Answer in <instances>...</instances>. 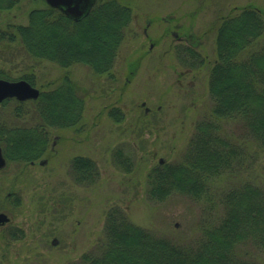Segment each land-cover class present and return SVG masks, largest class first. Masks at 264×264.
Returning <instances> with one entry per match:
<instances>
[{"label": "rangeland", "instance_id": "1", "mask_svg": "<svg viewBox=\"0 0 264 264\" xmlns=\"http://www.w3.org/2000/svg\"><path fill=\"white\" fill-rule=\"evenodd\" d=\"M128 1L133 19L111 76L97 75L83 64L63 68L36 59L27 54L19 37L0 40V77L16 81L33 73L35 87L47 89L68 73L86 97L84 122L77 131L50 129L52 156L34 164L7 160L0 170V213L9 218L0 227V264L78 263L102 242L112 207L162 237L182 240L200 234L202 205L176 194L163 201L151 199L148 173L161 161L181 157L197 123L213 107L208 82L216 59L217 23L247 5L264 10V0ZM45 5V0H23L1 10L0 30L8 24H27L29 11ZM189 33L202 38L197 50L206 58L203 66L188 67L176 56V46L181 45L177 37ZM33 107L28 102L32 113L16 117L14 104L9 103L2 114L11 123L29 124L37 120ZM113 107L124 115L120 123L108 114ZM223 128L239 143L247 142L254 156L253 176L264 183V150L248 147L241 122L224 120ZM117 150L123 152L120 164ZM76 156L95 161L99 170L95 183L82 185L73 179L70 162ZM242 179L244 175H235L221 182L232 186ZM14 227L23 237L10 235ZM240 250L264 264V254L256 247Z\"/></svg>", "mask_w": 264, "mask_h": 264}, {"label": "trees", "instance_id": "2", "mask_svg": "<svg viewBox=\"0 0 264 264\" xmlns=\"http://www.w3.org/2000/svg\"><path fill=\"white\" fill-rule=\"evenodd\" d=\"M22 1L0 0V11ZM132 6L128 0H96L89 13L75 21L45 5L29 11L27 24H8L0 30V40L19 37L27 54L36 59L63 68L83 64L97 75L111 76L133 19ZM215 30L216 59L208 82L213 107L197 123L181 157L161 161L148 173L151 199L163 201L176 194L202 205L200 234L182 240L162 237L134 224L123 209L112 207L97 250L85 253L76 264H257L240 250L250 245L264 254V183L253 176L254 156L247 142L239 143L223 128L224 120L241 122L248 147L264 150V10L253 5L238 8L223 16ZM177 38L181 45L175 53L181 63L206 64L197 50L200 36L189 33ZM20 79L35 86L33 73ZM54 84L40 89L36 100L8 99L0 104V145L8 161L33 164L52 156L50 129L77 131L84 122V92L68 73L50 88ZM28 102L34 106L35 122L11 123L3 117L2 108L9 103L14 104V116L29 115ZM108 114L118 123L124 119L120 108H110ZM115 156L120 164L123 152L117 150ZM70 168L82 185L95 183L99 176L95 161L85 156L73 157ZM235 175L244 179L222 185L223 177ZM10 235L18 239L23 232L14 227Z\"/></svg>", "mask_w": 264, "mask_h": 264}, {"label": "water", "instance_id": "3", "mask_svg": "<svg viewBox=\"0 0 264 264\" xmlns=\"http://www.w3.org/2000/svg\"><path fill=\"white\" fill-rule=\"evenodd\" d=\"M51 7L61 10L66 16L79 21L86 16L96 0H45ZM40 91L26 80L9 81L0 79V104L8 99L15 98L19 101L37 99ZM7 161L0 145V169L4 168ZM9 220L5 213H0V226Z\"/></svg>", "mask_w": 264, "mask_h": 264}, {"label": "flooded vegetation", "instance_id": "4", "mask_svg": "<svg viewBox=\"0 0 264 264\" xmlns=\"http://www.w3.org/2000/svg\"><path fill=\"white\" fill-rule=\"evenodd\" d=\"M175 34H177V35H178V33H175ZM179 37H181V36H179Z\"/></svg>", "mask_w": 264, "mask_h": 264}]
</instances>
